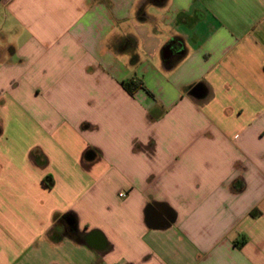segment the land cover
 Masks as SVG:
<instances>
[{
    "label": "crops",
    "instance_id": "1",
    "mask_svg": "<svg viewBox=\"0 0 264 264\" xmlns=\"http://www.w3.org/2000/svg\"><path fill=\"white\" fill-rule=\"evenodd\" d=\"M0 264H264V0H0Z\"/></svg>",
    "mask_w": 264,
    "mask_h": 264
},
{
    "label": "water",
    "instance_id": "2",
    "mask_svg": "<svg viewBox=\"0 0 264 264\" xmlns=\"http://www.w3.org/2000/svg\"><path fill=\"white\" fill-rule=\"evenodd\" d=\"M173 51L170 45L163 50L164 59L168 60L171 58ZM148 219L153 227L167 226L174 221V216L171 214L169 209L161 205H152L149 209Z\"/></svg>",
    "mask_w": 264,
    "mask_h": 264
},
{
    "label": "trees",
    "instance_id": "3",
    "mask_svg": "<svg viewBox=\"0 0 264 264\" xmlns=\"http://www.w3.org/2000/svg\"><path fill=\"white\" fill-rule=\"evenodd\" d=\"M123 87L125 88V90L131 94V95H134L135 92L142 88L143 87V84L140 83L139 81H136L134 79H131V80H128V81H125L122 83ZM47 179H50V178H47ZM52 185V184H51Z\"/></svg>",
    "mask_w": 264,
    "mask_h": 264
},
{
    "label": "built area",
    "instance_id": "4",
    "mask_svg": "<svg viewBox=\"0 0 264 264\" xmlns=\"http://www.w3.org/2000/svg\"><path fill=\"white\" fill-rule=\"evenodd\" d=\"M5 1L10 2V1H12V0H5ZM120 196H121V197H125V194L123 193V194H121Z\"/></svg>",
    "mask_w": 264,
    "mask_h": 264
}]
</instances>
